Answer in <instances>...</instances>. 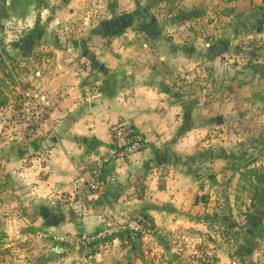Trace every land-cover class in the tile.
Listing matches in <instances>:
<instances>
[{"label":"crops","instance_id":"obj_1","mask_svg":"<svg viewBox=\"0 0 264 264\" xmlns=\"http://www.w3.org/2000/svg\"><path fill=\"white\" fill-rule=\"evenodd\" d=\"M0 1V63L51 47L45 40L50 32L37 21L30 24L28 17L39 8L32 0ZM40 9L51 12L48 5ZM123 35L99 47L96 57L75 60L89 62L82 67L59 63L49 75L36 72L28 78L32 91L15 87L16 109H8L6 100L0 105V264H31L13 253L27 236L37 238L36 250L45 247L33 264L40 258L42 264H195L200 245L210 256V225L218 217L212 196L217 153L199 136L209 125L193 119L195 108L176 91L175 69L183 59L169 56L163 41ZM24 93L52 104L30 124L19 117ZM15 112L21 125L13 122ZM119 124L138 131L146 147L107 163L90 190L94 158L111 145V127ZM91 136L100 141L97 155L84 143ZM126 214L144 216L153 240L122 232L81 253L59 242Z\"/></svg>","mask_w":264,"mask_h":264},{"label":"rangeland","instance_id":"obj_2","mask_svg":"<svg viewBox=\"0 0 264 264\" xmlns=\"http://www.w3.org/2000/svg\"><path fill=\"white\" fill-rule=\"evenodd\" d=\"M32 2L39 8L34 7L28 17L30 24L37 21V27L50 32L45 40L50 39L51 47L37 48L26 59L16 57L0 63V100L11 105L8 109H16L15 87L32 91L28 78L36 72L49 75L59 63L82 67L89 62L75 60L96 57L99 47L125 38L124 32L133 40L163 41L169 56L183 59L177 68L174 65L176 91L185 97L186 105L195 108L193 119L209 125L199 136L217 153L214 167L218 179L212 196L218 217L210 225L212 248L208 256L206 246L200 245L195 264H264V235L258 230L252 234L251 226H246L252 212L255 219L263 217L264 229V189L258 188L261 179L255 176L264 172V0ZM41 5L50 6L51 12L41 14ZM15 114L14 124L21 125ZM190 119L187 116L185 121ZM38 137L35 134V139ZM18 241L21 251L13 253L23 254L20 258L31 264L45 248L36 250L38 242L33 236ZM217 247L222 248L221 255ZM13 253L9 256L17 257Z\"/></svg>","mask_w":264,"mask_h":264},{"label":"built area","instance_id":"obj_3","mask_svg":"<svg viewBox=\"0 0 264 264\" xmlns=\"http://www.w3.org/2000/svg\"><path fill=\"white\" fill-rule=\"evenodd\" d=\"M51 101L45 97H35L28 93L22 94L19 101V117L25 124L37 121L45 115L51 107ZM113 141L102 153L94 158L91 176L88 181V188L94 190L97 187L104 166L112 160L121 159L135 154L146 147L142 135L133 128L119 124L111 127ZM127 232L132 235H142L153 240V228L150 222L140 214H126L120 217L110 216L105 224L94 231L63 235L59 238L60 243L73 245L76 248H83V251H90L97 244L103 243L119 233ZM205 264H209L205 261Z\"/></svg>","mask_w":264,"mask_h":264},{"label":"trees","instance_id":"obj_4","mask_svg":"<svg viewBox=\"0 0 264 264\" xmlns=\"http://www.w3.org/2000/svg\"><path fill=\"white\" fill-rule=\"evenodd\" d=\"M248 1L253 2L255 0H248ZM3 103H4V101L3 100H0V105L3 104ZM255 176H256V178L259 177L261 179V181L259 182V185H258L259 187L258 188L259 189L260 188L264 189V172L262 174H256ZM247 184L248 185H251L252 183H250L248 181ZM261 201L262 202L264 201V197L263 196H262V200ZM251 213H249L250 215H249V219H248L249 222L252 223L251 225H249V226H251V233L253 234L254 233V230H258V232H260L262 235H264V229H262L263 228L262 227V222H263L262 219H263V217H261L259 219H255V216L253 215V213L252 214ZM246 226H248V225L246 224Z\"/></svg>","mask_w":264,"mask_h":264},{"label":"water","instance_id":"obj_5","mask_svg":"<svg viewBox=\"0 0 264 264\" xmlns=\"http://www.w3.org/2000/svg\"><path fill=\"white\" fill-rule=\"evenodd\" d=\"M3 16H4L3 4H2V1H0V17H3ZM84 143H86L87 150L94 153V155L98 154L97 148L100 145V141L95 136H91L89 139L85 140ZM57 250H60V249L57 248ZM44 262H46V260L44 258H40L36 261L35 264H42Z\"/></svg>","mask_w":264,"mask_h":264},{"label":"flooded vegetation","instance_id":"obj_6","mask_svg":"<svg viewBox=\"0 0 264 264\" xmlns=\"http://www.w3.org/2000/svg\"><path fill=\"white\" fill-rule=\"evenodd\" d=\"M252 223H248V226L251 225Z\"/></svg>","mask_w":264,"mask_h":264}]
</instances>
